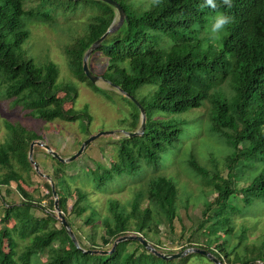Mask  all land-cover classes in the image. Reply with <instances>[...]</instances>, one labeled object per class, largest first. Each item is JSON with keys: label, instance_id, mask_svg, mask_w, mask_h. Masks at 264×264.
I'll return each instance as SVG.
<instances>
[{"label": "trees", "instance_id": "obj_1", "mask_svg": "<svg viewBox=\"0 0 264 264\" xmlns=\"http://www.w3.org/2000/svg\"><path fill=\"white\" fill-rule=\"evenodd\" d=\"M44 1L51 3L52 0ZM83 1L92 2L97 12L88 19L85 31L67 43L64 54L72 74L98 91L99 87L82 72L81 58L90 44L113 22L115 11L101 0ZM115 1L123 8L126 19L107 34L94 50L107 58L101 76L133 97V91L144 83L155 88L147 98L138 100L145 113L143 132L125 137L118 145L117 165L111 163L108 167H96L91 172L99 173L102 170L100 174L104 175L103 180L110 182L122 173H134L139 164L150 169L181 134L179 121L168 115L208 103V128L226 144L225 170L223 173L218 170L215 162L208 169L195 158L188 161L193 170L192 176L202 185V215H206L210 209L213 214L206 215L198 224L202 228L209 221L205 230L210 235L205 236L200 245L188 241L187 247L182 250H206L221 264L263 262L264 235L258 243L244 242L240 228L238 231L235 229L236 243H231L228 236L233 234L232 213L241 206L249 205L253 198L264 200V0H230V4L214 0L216 9L207 6L205 0H152L143 10L133 8L127 0ZM217 13L230 17V22L214 38L211 24ZM24 14L34 17L30 21L48 18L47 13L24 10L23 0H0L2 95L15 105H20L30 116L41 120L72 122L82 117L89 122L86 107L81 112L72 110L67 113L64 110L65 98H58L56 92L59 89L69 91L73 99L76 91L68 84H56L58 69L55 64L47 62L37 67L25 56L20 47L28 34L26 29L20 27V17ZM161 36L171 41L170 46H159ZM222 82L231 89L229 95L220 90L218 84ZM122 97L135 110L131 114L133 131L139 126V111L130 99ZM157 112L167 118L155 117ZM8 128L9 137L0 145V165L6 168L0 176L2 185L19 179L20 173L12 168L11 160L23 170L32 169L26 158L28 146L30 141L40 139L39 134L22 125L9 124ZM238 161L250 167L256 161L260 167L248 184L238 190L242 194L241 205H232L226 199L236 191L232 167ZM144 185V190L133 193L127 204L129 211L117 199H107L104 204L106 215H100V211L89 206L86 194L79 191L70 212L80 216L89 209L84 218L89 231L85 236L87 246L73 232L78 248L59 222V226H55L57 220L53 214L48 212L42 218L32 216L29 212L31 195L16 185L24 200L5 207L0 220L12 219L17 236L20 239L29 238V244L15 258L12 251L3 250L0 230V264H186L190 257H201L197 253H189L179 259L164 260L134 240L118 242L110 253L100 252L104 249L93 240L98 226L102 229L99 235L101 244H110L106 250L111 248L115 238L137 233L158 251L157 244L149 240L148 233H157L160 223H165L169 231L173 230V219L177 217L178 189L169 178L156 173L149 179L147 177ZM211 190L215 197L208 202L205 195ZM55 192L57 205L64 214L68 191L60 193V189H57ZM47 193L51 198L50 207L53 208L49 185ZM143 197L146 204L140 207L139 201ZM63 216L70 226V219L66 214ZM129 243L134 244L130 251L127 250ZM13 244V239L9 238V245L12 247ZM85 250L96 252L88 253ZM42 255H45V260L37 263L35 259Z\"/></svg>", "mask_w": 264, "mask_h": 264}, {"label": "rangeland", "instance_id": "obj_2", "mask_svg": "<svg viewBox=\"0 0 264 264\" xmlns=\"http://www.w3.org/2000/svg\"><path fill=\"white\" fill-rule=\"evenodd\" d=\"M151 2L152 0H127V3L133 8L141 10L146 9ZM23 9L48 15V18L43 21H30L34 17L31 18L26 14L20 17V27L26 29L28 33L20 46L25 56L31 59L37 67L47 62L55 64L58 69L56 84L59 86L68 84L76 91V96L73 99L70 98L71 92L69 91L59 89L56 92L58 98H65L64 110L67 113L72 110L81 112L86 107L89 122L82 117L72 122L59 119L45 121L32 117L20 105H15L11 99L5 98L1 90L0 145L4 144L9 137V124L22 125L25 129L39 134L40 139L36 140L48 145L63 158L73 154L89 135L99 132H103V134L92 140L78 157L67 163L52 158L41 146L34 145L32 159L43 176L36 173L27 157L32 169L29 167L23 170L19 164L11 160L12 168L18 171L20 176H18L19 179L10 180L7 185L0 184V219L5 207L12 203L20 204L24 200L16 190V185L31 195L32 204L29 206V212L34 218H42L48 212L55 217L54 209L50 207L51 198L47 195V186L49 185L51 189L52 185L54 190L60 189V193L68 191L65 197L64 214L70 219L71 231L76 234L83 245L87 246L85 236L89 231V225L84 222V218L88 215L89 209L80 216H75L70 212L76 194L79 191L84 192L89 206L95 211H100V215H106L107 209L104 204L107 199H117L127 207L133 193L137 190H144V181L156 173V175H164L169 178L178 189L176 196L177 217L173 219L172 231H169L165 223H160L157 225V233H148L149 240L157 244L159 252L164 253L179 252L182 248L187 247L188 241L193 242L194 245H200L205 236L210 235L205 230L209 221L205 222L202 228H199L198 224L205 219L206 215L213 214V210L210 209L206 215H202L201 211L204 207L202 202L204 196L200 192L202 185L196 182L192 176L193 170L188 161L195 158L200 165L208 169H211L215 162L218 170L222 173L225 170L226 144L217 133L208 128L209 104L205 102L198 108L168 115L171 119L179 121L181 134L172 147L161 154L156 165L150 166V169L147 167V169L139 164L134 173H122L120 176H115L110 182L108 179L103 180L105 177L100 174L102 170L99 173L91 172V170L96 167H108L111 163L116 164L118 145L125 137H131L128 133L136 131L138 126L132 131L131 114L135 110L118 90L99 77L94 83L99 87V90L96 91L85 80L76 78L67 65L64 47L75 36L85 31L88 19L97 12V7L92 2L83 0H52L51 3L44 0H23ZM42 17L46 18V16ZM115 20L113 19L111 26H115ZM170 44V40L161 36L160 47L167 48ZM106 63L107 58L100 51H93L87 58L88 68L98 76L103 74ZM218 86L226 95L230 94L231 89L227 83L222 82ZM154 88V85L149 83L142 84L133 91L134 99L138 101L147 98ZM154 116L167 118L161 112H157ZM259 167L260 165L256 161H253L251 167L241 165V161L233 164L232 171L235 174L234 187L236 191L226 199V202L232 205H241L242 194L238 190L248 184ZM5 171L6 168L0 165V176ZM63 182L64 184H61ZM60 185L61 187H59ZM214 197L215 193L212 190L205 195L208 202H211ZM139 202L140 207L144 206L146 198H141ZM126 211H129L128 207ZM236 211L238 213H232L233 234L228 236L230 242L236 243L235 229L238 231L240 228L243 230L242 240L244 242L258 243L264 235V200L253 198L249 205L241 206ZM55 226H59L58 221ZM98 228L95 230L93 240L106 250L110 244H101L99 235L102 229L99 226ZM0 230L2 231L3 250L12 251L16 258L29 244V238L20 239L17 236L12 219L0 220ZM201 232L204 233H202L204 236L201 235ZM9 238L14 241L12 247L9 245ZM133 246L134 244L129 243L127 250H132ZM35 260L37 263L43 262L45 255L39 256ZM186 264L213 263L203 256H196L190 257ZM230 264L237 263L230 262Z\"/></svg>", "mask_w": 264, "mask_h": 264}, {"label": "water", "instance_id": "obj_3", "mask_svg": "<svg viewBox=\"0 0 264 264\" xmlns=\"http://www.w3.org/2000/svg\"><path fill=\"white\" fill-rule=\"evenodd\" d=\"M107 4H109L110 6H112V8L115 11V15H114V20H115V26H111V24L105 29V31L97 38L95 39L90 46L87 48V50L83 53L82 59H81V68L82 71L84 73V75L89 79V81L91 83H94L97 79L98 76L92 74L87 66L86 60L87 57L89 56V54L99 46L100 42L107 36L108 33L113 32L115 29H117L122 22L126 19V15L125 12L123 10V8L121 7V5L115 1V0H101ZM106 81V80H105ZM112 86L116 87L114 84L110 83ZM118 90L124 95L126 96L128 99H130L132 101V103L136 106V108L139 111V126L138 129L134 132L128 133L129 136H136V135H140L143 132L144 129V125H145V113H144V109L141 106V104L134 99V97H132L131 95H129L128 93L124 92L122 89L118 88ZM110 133V132H109ZM103 134V132H99L93 135H89L87 138H85L79 148L71 155L63 158L60 157V155L55 152L54 150H52L48 145L39 142L38 140H32L29 143L28 146V150H27V158L29 160V162L32 164L34 170L36 171V173L39 176H43L42 173H40L38 171V167L37 164L34 162V160L32 159V150H33V146L34 145H39L41 146L49 155H51L52 157L60 160L61 162L67 163L72 161L73 159H75L76 157H78L82 151L84 150V148L95 138H97L99 135ZM51 194L53 197V209L54 212L56 214L55 218L58 220V222L61 224V226L66 230L68 236L70 237L72 243L74 244L75 247H79L77 244V240L73 234V232L70 229L69 224L67 223V221L65 220L61 210L59 209L58 205H57V197H56V192L53 189V186L51 185ZM125 240H134L136 242H138L139 244H141L145 249L151 251L152 253H154L156 256L166 260V259H179L182 258L183 256H185L188 253H197L200 254L204 257H206L207 259H209L213 264H221L214 256H212L209 252H207L206 250H202L199 248H186L184 250H181L179 252H175V253H161L156 251L153 247H151V245L140 235V234H124L121 235L117 238H115L112 242V246L109 250H102L100 251L103 254H107L110 253L113 250V247L121 241H125ZM88 253H93L96 252V250H85ZM256 264H264L263 262H257Z\"/></svg>", "mask_w": 264, "mask_h": 264}, {"label": "clouds", "instance_id": "obj_4", "mask_svg": "<svg viewBox=\"0 0 264 264\" xmlns=\"http://www.w3.org/2000/svg\"><path fill=\"white\" fill-rule=\"evenodd\" d=\"M222 2H223V4H230V0H222ZM205 4L207 5V6H209V7H211V8H213V9H216L217 8V4L214 2V0H205ZM230 22V17H227V16H225V15H223V14H221V13H217L216 15H215V17L213 18V22H212V24H211V32L214 34V38H216L217 37V35L220 33V31L228 24ZM112 24V23H111ZM109 34V33H108ZM96 49V48H95ZM94 49V50H95ZM87 50V49H86ZM85 50V51H86ZM93 50V51H94ZM92 51V52H93ZM91 52V53H92ZM90 53V54H91ZM89 54V55H90ZM83 56V55H82ZM89 57V56H88ZM87 57V58H88ZM82 59V58H81ZM86 63H87V60H86ZM88 66V65H87ZM82 69V68H81ZM90 70V69H89ZM83 72V71H82ZM91 72V71H90ZM92 73V72H91ZM93 74V73H92ZM95 75V74H94ZM96 76H98V75H96ZM99 77H101L102 78V76H98V79H99ZM88 79V78H87ZM97 79V80H98ZM89 80V79H88ZM102 80H106V79H104V78H102ZM106 83H108L111 87H113V88H115L116 90H118V88L119 87H114V86H112L110 83V81H108V80H106L105 81ZM95 83V82H94ZM94 83H92V84H94ZM113 84V83H112ZM116 86V85H115ZM119 91V90H118ZM120 92V91H119ZM121 93V92H120ZM122 94V93H121ZM123 95V94H122ZM124 96V95H123ZM126 97V96H125ZM133 97V96H132ZM134 132V131H133ZM51 156V155H50ZM57 197V196H56ZM53 198V197H52ZM62 212V211H61ZM63 214V213H62ZM57 220V219H56ZM58 221V220H57ZM130 234H137V233H130ZM141 235V234H140Z\"/></svg>", "mask_w": 264, "mask_h": 264}]
</instances>
